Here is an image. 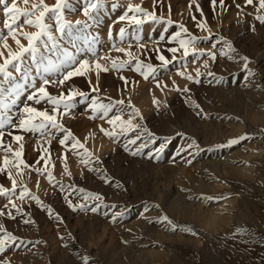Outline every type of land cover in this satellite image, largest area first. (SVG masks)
Segmentation results:
<instances>
[{
	"label": "rangeland",
	"instance_id": "374dc122",
	"mask_svg": "<svg viewBox=\"0 0 264 264\" xmlns=\"http://www.w3.org/2000/svg\"><path fill=\"white\" fill-rule=\"evenodd\" d=\"M8 2L11 3V0ZM55 2L56 0H46L49 5ZM113 2L114 0H105V7L101 10L98 20L90 22L92 25L90 28L76 32L73 35L74 43H69L68 39L64 38L60 41L59 47H67L74 53L77 60L85 57L94 59L92 52L89 51L90 47L95 49L97 56L108 55L129 60L131 57L116 52L113 44L125 49L131 45L130 50L134 56L145 64H152L155 71L149 74L148 79H144L141 72L134 70L136 65L133 61L119 71L101 72L98 92L92 90V87L97 85L94 73L91 76V85L87 77L74 76L63 86L55 84L46 86L52 95L67 94L71 88L85 93L84 96L73 98L69 114L60 120L64 127L78 138L84 148L77 146L73 149L71 139L66 141L65 145H61L59 140L64 136L62 131H54L50 137L42 136L39 132H26L6 125L4 141L12 143L13 148H16L18 144L13 142L12 137L7 133L22 135L24 137L21 141L24 145L22 159L34 167H44V160L41 158L48 159V168L53 172L55 179L49 182L46 173L37 174L32 168L26 170L24 183L31 193L39 197L42 204H37L30 197H25L21 201L17 198L19 195V189H17L12 199L22 208V211L17 212L11 207L5 209L10 211L15 219L7 215L0 216V223L19 239L14 244L10 243V247L0 253V259L9 260L10 264H83V256L90 258L89 264H115L118 260L123 264H264V229H262L264 227V167L261 169L257 167L258 170L255 168L252 171L251 176L254 175V177L251 178L252 181L249 180L247 189L246 185L242 187L239 185L235 187L238 189H235L234 184L230 188L232 185L230 182L231 184L226 183V187L221 188V191L218 189L216 192H204V194L196 185L203 177L207 181L210 179L214 181L219 177L223 180L224 175L220 173L222 164L225 163L224 160L231 162L229 160L232 158L238 159L237 155L230 157L236 149H241L243 152L244 148H247L245 151L259 149L260 155L257 156L259 161L257 157L256 161L264 165V114H261L264 113V24L255 19V7L245 6V0H224V7L221 8L217 0L214 9L211 0H194L190 9V0H163V7L158 5L155 8L157 15L167 18L170 5L171 19L176 23L168 25L165 22H147L135 31L129 27L124 40L121 41L118 35L119 28L125 26L126 22L115 23V21L126 10L127 4H142L144 8L151 11L153 0H115L118 5L116 8L111 7ZM70 3L77 10L67 12V18L71 21L85 19L79 10L82 7V0H70ZM254 3H258V0H254ZM197 4L202 9L203 16L196 8ZM237 4L241 5V9L236 7ZM193 15L196 17L195 21L192 19ZM3 20L2 6H0V29H3ZM201 20H206L212 37L209 40H199L196 47L212 48V45L219 40V36H223L231 41L236 49V52L232 54L235 59L219 55L220 49L224 47L223 42H220L214 49L218 53L216 61L209 60L207 55L194 61L190 53L185 59H176L167 66H162L157 55L163 54L167 59L172 60L173 54L167 49L177 47V42L170 37L174 32L180 31L179 23H183L189 33L194 36L209 35L207 30L196 27V22ZM20 23H23V19ZM24 30L35 31V28L25 25ZM4 32L6 33V29ZM161 35L165 37L164 40H160ZM182 35L187 36V34ZM21 42L27 44L23 38ZM8 43L13 50L16 49L17 46L11 38L8 39ZM139 43L145 44L146 49L139 48ZM154 49H159V52ZM176 55L180 57L181 52ZM240 56L249 58V68L256 73L254 77L246 79L247 72L243 69V62L239 60ZM49 58L55 60L57 53L45 50L42 63L38 65L26 60L22 65L25 70L21 73L14 72L13 80L24 89L20 99L8 113L12 115L14 122L18 121V115L24 103H32L26 98L34 87H38L45 78L52 80L62 78L65 69L55 73L44 72V64ZM204 60H209L208 69L203 67ZM100 62L105 63L103 60ZM197 68L204 73L199 77V83L178 75V71H183L195 76ZM142 71H147V68H142ZM208 71H212L215 75H207ZM121 75L127 78V84L120 79ZM220 77L223 79L217 83ZM158 83L159 86H157ZM185 85L190 89L189 92L182 93L177 90V88L183 89ZM142 93L146 96L144 101ZM189 98L200 105V109L203 110L200 115H197L200 109L194 107L189 102ZM93 99L105 104L117 99H124L127 104V100L130 99L132 105L139 109L143 117V119L137 117L134 122L140 123L154 133L157 139L149 142L142 154L132 155V152L145 142V137L142 136L136 145H129L126 150L124 145L128 140L135 138L134 133L129 132L126 136L118 135L115 139L107 136L101 131V127L117 133L120 132V128L113 129L106 119H99V114L96 118H91L93 111L90 105ZM154 100L156 103L153 102ZM126 104L120 106L123 108L125 119L131 114V109ZM33 106L51 107L45 102ZM61 111H63V105H61ZM253 113L259 115L260 118L257 121L252 119ZM115 114L114 109L109 115ZM245 134L248 138L240 140L238 144L217 147V145L226 144L229 139ZM49 139H51L50 144L47 143ZM192 140L197 142L198 147L188 149L187 145ZM161 144L164 145V149L159 154V159H156L155 150ZM45 149L47 152L44 151ZM85 149L91 153V156L85 152ZM149 151L152 152V157L147 155ZM228 154L231 159L228 158ZM2 156L3 153L0 152V157ZM83 159H88L89 163L83 164L81 162ZM239 159L235 160L236 164L242 163ZM38 160L39 164H37ZM188 160L192 162L189 164ZM232 162L234 163L233 159ZM65 165L71 175L65 172ZM93 168L99 171H90ZM181 170H184V173L180 174L183 176L182 179H174L175 176H179ZM199 175L200 179L196 178ZM215 175L219 177L214 178ZM105 176L108 177L107 180L102 178ZM223 181L225 182V178ZM259 181L263 184H257ZM117 184L120 187H117ZM0 185L11 186L6 174H0ZM80 189L84 191L81 192ZM251 189L257 193L252 194ZM239 190L241 191L238 192ZM89 192L100 195L103 198L102 203L95 200L85 201L84 194ZM240 194H242L241 197ZM223 195L226 198L225 201L232 198L231 200L235 203L230 202L233 206L223 203L227 205L225 207L228 210L233 211L234 217L232 216L219 232L200 229L197 224L195 225L194 220L190 219L192 221L190 222L171 209L181 201L200 202L203 207L211 201L220 204L221 201L225 202ZM66 197L73 204L85 203L88 207L74 211ZM173 202L177 204L173 206ZM97 203H100L99 209L92 212L91 207ZM6 204H8V198L0 196V209H3ZM156 205L159 207H155ZM49 207L52 209L51 214L47 211ZM116 213L123 214L117 216L114 222L112 217ZM57 215L61 218L60 220L56 219ZM162 215H167L178 226L175 231L165 223L158 222V217ZM257 215H263V217L259 216L261 217L259 218ZM26 219H31L33 223L25 224ZM260 223L263 224L260 225ZM185 227L192 231H183ZM151 248L154 251L158 249L160 255L156 253L151 258L145 255L144 251ZM160 248L165 249L166 255Z\"/></svg>",
	"mask_w": 264,
	"mask_h": 264
},
{
	"label": "snow or ice",
	"instance_id": "6c2138e0",
	"mask_svg": "<svg viewBox=\"0 0 264 264\" xmlns=\"http://www.w3.org/2000/svg\"><path fill=\"white\" fill-rule=\"evenodd\" d=\"M194 0H190L189 8L191 9L192 3ZM213 8L217 4V0H211ZM221 8L224 7V0H219ZM22 5V6H21ZM163 7V0H153V10H148L144 8L142 4H133L128 3L126 10L121 14L115 23L126 22L125 26L119 28V38L121 41L124 40L126 32L129 27L133 30H138L140 26L144 25L147 22H165L168 25H171L174 22L171 19V7L169 5V16L166 18L163 15H157L155 8L157 6ZM0 6H2V12L4 16L3 20V29H0V152L3 153V156L0 157V174H6L7 179L10 181V187H5L0 185V196L8 198V204L4 205L3 209H0V216L7 215L12 219L15 217L10 211H5L11 207L17 212H21L22 208L18 206L15 201L12 199L16 195L17 189H19L18 199L23 201L25 197H30L32 200H35L37 204H42L39 197L31 193L30 189L24 183V177L27 174L26 170L32 168L37 174L47 175L49 182L55 179L53 172L49 170L48 164L49 160H44V167H34L27 164L22 159L24 145L21 143L24 137L22 135H15L13 132H8L7 135L12 137V141L18 144V147L13 148L12 143H6L4 141L5 136V127L6 125H11L13 128H18L26 132H39L42 136L49 135L51 137L54 131H62L64 136L59 140L61 145H65L66 141L71 139L72 148L75 149L77 146L84 148V145L76 138L72 132L66 129L63 123L60 120L69 114V109L72 107V101L74 97L84 96L85 93L77 89L71 88L68 90L67 94L60 93L59 95H52L48 92V85H58L63 86L71 80L74 76H85L88 78V83L91 85L92 80L91 76L94 73L97 79V85L92 87L94 92L99 91L98 81L101 72H109L112 70L119 71L135 61V71L141 72V75L144 79L149 78V74L153 73L155 69L152 64H145L143 61L138 59L132 53L131 45L128 49L118 47L113 44V47L116 52L124 53L128 57H131L129 60L113 58L111 56H97L95 49L91 48L89 51L92 52L94 59H89L87 57L80 60L76 59V56L73 52L69 51L67 47L60 48L59 43L62 39L67 38L69 43H74L73 35L86 28H90L92 25L90 22H95L98 20V17L101 13V10L105 7V0H82V7L79 9L85 19L71 21L67 18L66 13L70 11H76L77 9L73 7L70 3V0H56L52 5L46 3V0H11V3L8 0H0ZM118 5L114 2L111 4L112 8H116ZM245 6L255 7V19L260 23L264 24V0H258V3H254V0H245ZM236 7L241 9V5L237 4ZM198 11H200L201 16H203V11L200 9L199 5H196ZM131 13V15L129 14ZM249 15H251L249 13ZM23 19V23H20ZM192 19L195 21L196 17L193 15ZM35 28V31H25L24 26ZM196 27L201 30H207L209 35L204 37H197L189 33L188 28L183 24L179 23L180 31L174 32L171 35V39L177 42V47H169L167 51L173 54L172 60L167 59L163 54H158L157 59L162 62V66H167L176 59H185L191 55L194 57V61L200 59L202 56L207 55L209 60L216 61L218 53L214 49L223 42L224 47L220 49L219 55L225 56L228 59H235V56L232 55L236 52V49L233 47L231 41H228L225 37L219 36V40L216 44L212 45V48L201 49L196 47V43L201 40H209L212 37L211 29L209 28L206 20H201L196 22ZM6 29V33L4 30ZM167 29H165L166 31ZM253 30L254 27H253ZM182 34H187L183 36ZM109 35L111 36V28L109 30ZM11 38L15 44L16 49L13 50L8 43V39ZM21 38L27 41V44L21 42ZM163 35L160 36V40H164ZM139 48L146 49V45L139 43ZM5 50L7 55L5 56ZM57 53V58L47 60V63L44 64V72H60L61 69H65L62 78L58 80H52L51 78L43 79L42 83L38 87H34V90L27 95V101L32 103H24L23 108L20 110L18 115V121L14 122L12 115H9V110L13 105L17 103L22 95L24 89L18 83H15L13 80V75L15 73H21L25 69L22 68V65L25 64V61L37 63L38 65L43 62L44 51ZM159 52V49H154ZM181 52V56L177 57L176 53ZM103 60L105 63H101ZM209 60H204L203 67L205 69L209 68ZM239 60L243 62V69L247 72L246 79L248 77H254L256 73L249 68V58L246 56H240ZM142 68H147V71H142ZM11 69V70H10ZM200 69H195V76L191 73H185L183 71H178V75L184 76L187 80L199 83V77L203 75ZM207 75L214 76L215 73L208 71ZM18 79V78H17ZM121 80H124L125 84L128 83L127 78L120 76ZM223 77L217 79V83ZM7 85V87H6ZM159 86V83L157 84ZM260 87V85H256ZM178 91L182 93H187L190 89L185 85L183 89L177 88ZM42 102L50 105V108H38L33 105H40ZM156 103V101H153ZM194 107L200 109V105L196 104L194 101H191ZM126 102L124 99H117L111 103H102L97 99H93L90 107L93 111V116L91 118H96L99 114V119L107 120V123L115 129L116 127L120 128V132L108 131L101 127V131L113 139L118 135H127V133L132 132L135 135L134 139L128 140L124 145L125 149H128L129 145H136L137 141L141 137H145V142L141 143L135 151L132 152V155H139L143 153V150L148 147L149 142H154L157 137L154 133L150 132L147 128L143 127L140 123L134 122L137 117L143 119L139 109L135 108L132 105L131 100H127L126 106L131 109V114L128 115L127 119L123 116V108L120 106H125ZM61 105H63V111H61ZM116 110L115 115H109ZM203 110L197 112V115H200ZM59 117V118H58ZM247 134L240 136L238 138H232L227 141L226 144L217 145V147H230L231 145L238 144L240 140L247 139ZM51 143V139L47 141ZM198 147L197 142L192 140L191 143L187 145L188 149ZM164 145L161 144L156 151V159H159V154L163 151ZM47 152V149L44 150ZM85 152L91 156V153ZM149 157H152V152L147 153ZM179 155V154H178ZM66 160L67 157L65 156ZM98 159V158H97ZM83 164L87 165L89 163L88 159H83L81 161ZM189 164L191 160L187 161ZM40 161H37L39 164ZM54 167V166H53ZM90 171H99V169H90ZM65 172L68 175L71 173L68 171L67 165H65ZM105 180L108 177H102ZM39 184V181H37ZM117 187H120L117 184ZM61 189L63 185L61 184ZM79 191L83 192V189ZM83 199L100 201L102 203L103 198L94 193L84 194ZM211 199V197H209ZM66 200L70 207L75 211L76 209H86L88 207L85 203L73 204L70 199ZM100 207V203H97L95 206L91 207L92 212H96ZM115 207V205H113ZM155 207H159L156 205ZM49 214L52 213V209L49 207L47 209ZM147 211V208H145ZM123 213H116L113 215L112 219L115 222L117 216L122 215ZM57 220L61 218L59 215L56 216ZM158 222L165 223L167 226H170L173 231L177 229V225L167 216L162 215L158 217ZM25 224H31L33 221L31 219H26ZM183 231L191 232L190 228H183ZM237 231H240L239 229ZM0 253H3L6 248L10 247V243L14 244L17 239L12 232L8 231L4 224L0 223ZM193 235L195 233H192ZM63 239V237H61ZM89 257L83 256V264H89ZM0 264H10L9 260L0 259Z\"/></svg>",
	"mask_w": 264,
	"mask_h": 264
},
{
	"label": "bare ground",
	"instance_id": "6f19581e",
	"mask_svg": "<svg viewBox=\"0 0 264 264\" xmlns=\"http://www.w3.org/2000/svg\"><path fill=\"white\" fill-rule=\"evenodd\" d=\"M150 93V92H149ZM143 94H145V93H142V99H143V101H144V99H145V95L143 96ZM258 111H259V109H257ZM257 111V112H258ZM247 113V112H246ZM260 114V113H259ZM262 115L264 114V113H261ZM261 114H260V116H261ZM253 118L252 119H254L255 121H257L260 117H259V115L257 114V113H253ZM251 117V116H250ZM260 121V120H259ZM258 121V122H259ZM257 122V123H258ZM261 122V121H260ZM259 122V123H260ZM253 123H254V121H253ZM254 124H256V123H254ZM256 126V125H255ZM236 129V128H235ZM242 130V129H241ZM240 130V131H241ZM235 131H237V130H235ZM234 133H236V132H234ZM237 134V133H236ZM256 143V142H255ZM253 146H255V145H253ZM245 149H247V148H244V152H243V150H241V149H239V150H234L233 152V154L230 156V157H235V155H237L238 156V159H239V161H242V163H238V164H236L235 163V160L236 161H238V159H237V157H235L236 159H234V158H232L233 159V161H234V163L232 162V159L229 157V154H228V158H230L231 160H229V161H231V162H226L225 160H224V162L225 163H223L222 164V172H220V173H222L224 176H223V180H224V178H225V182L223 181V180H221V179H219L220 177L217 175H215L214 176V178H216V177H219L218 179H215L214 180V178H212V176H211V178H212V180H214V181H211V179H210V181L208 180H204L203 178H202V180L199 178L200 177V175L198 176V177H196V176H194V177H196V178H199L200 180H199V182L196 180V182H198L196 185L197 186H199V190H202L203 192L202 193H210V192H216L218 189L220 190L221 188H225L226 187V183H228V184H231L232 183V185H231V187L230 188H232L233 187V184H234V187L233 188H235V187H239V185H241L240 187H242V186H247L246 187V189L248 188V183H249V180H251V178H253L254 177V175L253 176H251V174H252V171L256 168L257 169V167H259V169H261L262 167H264V165H260V163L258 162L259 161V157H257V156H259L260 155V151H259V149L258 150H256V149H254V150H249V151H245ZM227 155V154H226ZM256 157H257V159H258V161H256ZM224 159H225V157H223ZM223 160V159H222ZM221 160V162H223ZM216 161V160H215ZM209 162V161H208ZM214 163V162H213ZM208 164V163H207ZM219 164V163H218ZM196 166V165H195ZM197 166H198V164H197ZM199 166H200V164H199ZM198 166V167H199ZM206 166V165H205ZM215 166V165H214ZM201 167V166H200ZM208 167V166H207ZM211 167V166H210ZM217 167V166H216ZM192 168H194V167H192ZM211 168H213V167H211ZM185 169H186V167H185ZM191 169V168H190ZM190 169H188L189 171H190ZM196 169V168H195ZM195 169H193V170H195ZM203 169V168H202ZM201 169V170H202ZM217 169V168H216ZM215 169V170H216ZM264 169V168H263ZM178 170V169H177ZM199 170V169H198ZM197 170V171H198ZM258 170V169H257ZM261 171V170H260ZM259 171V172H260ZM186 172V171H185ZM203 172V171H202ZM207 172V171H206ZM184 173V170H181V171H179V176H175V178L174 179H176V180H181L182 178L181 177H183V176H181L180 174H183ZM201 172H199V174H200ZM218 173H219V171H218ZM178 174V173H177ZM195 174V173H194ZM206 174H208V173H206ZM205 174V175H206ZM256 174V173H255ZM197 175H198V173H197ZM209 175V174H208ZM222 176V175H221ZM258 176H259V174H258ZM185 177V176H184ZM202 177V176H201ZM208 177V176H207ZM207 177H206V179H207ZM260 177V176H259ZM186 178H188V176H186ZM193 178V177H192ZM222 178V177H221ZM258 178V177H257ZM261 179V178H260ZM260 179H258V180H260ZM185 180H188V179H185ZM192 180V179H191ZM184 181V180H183ZM232 181H234V182H232ZM252 181V180H251ZM263 181V180H262ZM193 182H194V179H193ZM195 182V183H196ZM231 182V183H230ZM260 183H262L263 184V182H260L259 181V183H257V184H260ZM264 185V184H263ZM193 186V185H192ZM224 186V187H223ZM256 186V185H255ZM262 186V185H261ZM195 187V186H194ZM228 187V186H227ZM195 188H197V187H195ZM229 188V187H228ZM229 188V189H230ZM235 189H238V188H235ZM235 189H233V190H235ZM241 189V188H240ZM245 189V190H246ZM250 189V188H249ZM256 189H257V187H256ZM179 190V189H178ZM226 190V189H225ZM231 190V189H230ZM252 190V189H251ZM250 190V191H251ZM221 191V190H220ZM219 191V195H221L220 192ZM237 191V190H236ZM241 190H239L238 192H240ZM249 190H247V192H248ZM254 190H252L251 192H252V194L253 193H257V192H253ZM263 191V190H262ZM223 192V191H222ZM243 192V191H242ZM247 192H245V193H247ZM264 192V191H263ZM204 193V194H205ZM225 193V192H224ZM223 193V194H224ZM249 193V192H248ZM215 194V193H214ZM217 194V193H216ZM244 194V193H243ZM254 194V195H255ZM225 195H228V194H226L225 193ZM224 196V195H223ZM242 196V194H240V197ZM246 196H248V195H246ZM256 196V195H255ZM264 196V195H263ZM227 197V196H226ZM251 197H252V195H251ZM239 198V197H238ZM263 198V197H262ZM262 198H260V200L262 199ZM190 199V198H189ZM223 199V198H222ZM225 196H224V201H225ZM228 199V198H227ZM232 198H230L229 200H227V201H225V202H220V204H218L217 202H210L209 204H207V206L205 207H203V204L202 203H200V202H192V201H184V202H182L181 201V203L180 204H178V205H176V204H174V202H173V206H175V207H171V209H173V211L176 213V214H178V215H180V216H184L185 217V219L187 218L188 219V221H190V219L193 221H195L196 223H195V225L197 224L198 225V227L200 228V229H203V230H205V231H208V232H219L220 231V229L225 225V224H227L228 223V221H229V219L233 216L234 217V214L230 211V210H228V208L227 207H225V206H227V205H224L223 203H225V204H228V206L229 205H231L230 204V202L232 201L231 200ZM234 199V198H233ZM240 199V198H239ZM244 199V198H243ZM247 199V198H246ZM187 200V199H186ZM209 200V199H208ZM245 200V199H244ZM257 200H259V199H257ZM263 200V199H262ZM210 201V200H209ZM214 201V200H213ZM229 201V202H228ZM240 201H242V200H240ZM202 202V201H201ZM226 202H228V203H226ZM244 202V201H243ZM263 202V201H262ZM232 203L233 204H235L233 201H232ZM233 204L231 205V206H233ZM230 206V207H231ZM169 207V206H168ZM240 207V206H239ZM264 207V206H263ZM233 208V207H232ZM168 209V208H167ZM237 209V208H236ZM170 210V209H169ZM233 210V209H232ZM238 210V209H237ZM240 210V209H239ZM239 212H241V211H239ZM262 212V211H261ZM260 212V213H261ZM173 213V212H172ZM242 213H244L243 212V210H242ZM260 213H258V214H260ZM175 214V215H176ZM236 214H238V212H236ZM262 214V213H261ZM149 216V215H148ZM258 216V215H257ZM259 216H261V217H263V215H259ZM258 216V217H259ZM152 217V216H151ZM156 217V216H155ZM178 217V216H177ZM255 217V216H254ZM261 217H259V218H261ZM149 219V218H148ZM150 219H152V218H150ZM233 219V218H232ZM256 219V218H255ZM254 219V220H255ZM146 221H147V219H145ZM178 220H179V218H178ZM260 220V219H259ZM192 221H190V222H192ZM136 222L138 223L139 221H138V219L136 220ZM179 222V221H178ZM232 222V221H231ZM256 222H258V221H256ZM131 223H133V222H131ZM144 223V222H143ZM149 223V222H148ZM229 224H231V223H229ZM252 224V223H251ZM261 224H263V223H260V225ZM226 226V225H225ZM227 226H229V225H227ZM263 226V225H262ZM196 227V226H195ZM259 227V226H258ZM143 228V227H142ZM248 228V227H247ZM145 229V228H144ZM246 229V228H245ZM258 229V228H257ZM262 229H264V227L262 228ZM238 230V229H237ZM247 230V229H246ZM260 230V229H259ZM161 231V230H160ZM159 231V232H160ZM200 231V230H199ZM251 231V230H250ZM162 232V231H161ZM160 232V233H161ZM244 233H246V231L244 232ZM161 234H163L164 235V233H161ZM160 234V236H162ZM166 235V234H165ZM177 235V234H176ZM237 235V234H236ZM240 235V234H239ZM160 236H158L159 238H161ZM167 236H168V234H167ZM248 236V235H247ZM262 237V236H261ZM173 238V237H172ZM177 238V237H176ZM180 238V237H179ZM233 238V237H232ZM238 238V237H237ZM246 238V237H245ZM259 238V237H258ZM158 239V238H157ZM163 239V238H162ZM165 239H166V237H165ZM169 239H171V238H169ZM168 239V240H169ZM173 240V239H172ZM181 240V239H180ZM182 240H184V238L182 239ZM186 240V239H185ZM163 241H164V239H163ZM176 241H177V239H176ZM237 241V240H236ZM155 242V241H154ZM160 242V241H159ZM182 242V241H181ZM199 242V241H198ZM197 242V243H198ZM235 242V241H234ZM259 242V241H258ZM173 243V242H172ZM148 244H150V243H148ZM238 244V243H237ZM158 245V244H157ZM234 245V244H233ZM151 247V246H150ZM153 247H155V248H157V246H153ZM154 248V249H155ZM258 248V247H257ZM146 249V248H145ZM145 249H142V250H145ZM160 249H162V248H160ZM139 250H141V248L139 249ZM156 251H154L152 248L151 249H147V250H145L144 252H145V255H149V257L151 258V256H153V255H155L156 253L158 254V252H160L158 249H155ZM162 250H164V252L163 253H165V249H162ZM161 250V251H162ZM242 250V249H241ZM247 250V249H246ZM261 250V249H260ZM169 251H170V249H169ZM144 252H142V251H140V253H144ZM237 252V251H236ZM170 253V252H169ZM240 253V252H239ZM246 253V252H245ZM24 254V253H23ZM231 254V253H230ZM235 254V253H234ZM237 254V253H236ZM158 255H160V253L158 254ZM165 255H166V253H165ZM261 256V255H260ZM140 257V256H139ZM227 257V256H226ZM24 258V257H23ZM147 258V257H146ZM231 258V257H230ZM141 259H142V257H141ZM117 260V259H116ZM231 260V259H230ZM233 262H235V261H233ZM237 262V261H236ZM260 263V262H259ZM115 264H123V262H121L120 260H118ZM232 264V263H231Z\"/></svg>",
	"mask_w": 264,
	"mask_h": 264
}]
</instances>
